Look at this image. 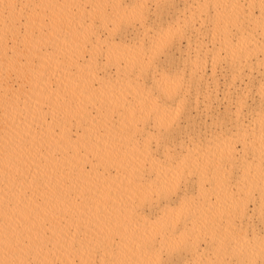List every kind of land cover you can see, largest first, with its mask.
Returning <instances> with one entry per match:
<instances>
[{"label":"bare ground","instance_id":"6f19581e","mask_svg":"<svg viewBox=\"0 0 264 264\" xmlns=\"http://www.w3.org/2000/svg\"><path fill=\"white\" fill-rule=\"evenodd\" d=\"M0 264H264V0H0Z\"/></svg>","mask_w":264,"mask_h":264}]
</instances>
